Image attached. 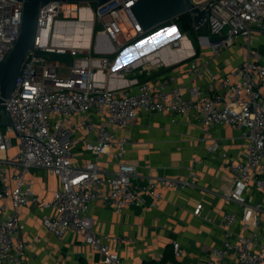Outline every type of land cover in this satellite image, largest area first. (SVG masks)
<instances>
[{
    "label": "built area",
    "instance_id": "built-area-1",
    "mask_svg": "<svg viewBox=\"0 0 264 264\" xmlns=\"http://www.w3.org/2000/svg\"><path fill=\"white\" fill-rule=\"evenodd\" d=\"M138 1L110 0L95 10L90 3L83 7L80 2L54 1L39 10L33 49L6 101L12 125L0 127V264L25 263L28 244L22 234L21 210L29 204L52 210L43 214L42 224L58 240L68 232L82 236L101 256L93 264H122L119 253L107 243L112 238L95 230L90 215L93 204L103 203L118 214L127 208L154 210L163 199L162 188L185 190L198 185L194 172L175 177L150 175L138 182L137 166L125 161L132 142L118 132L127 130L141 112L170 116L174 124L194 112L200 115L205 136L218 126H230L239 133L245 142L243 157L230 161L231 185L221 195L241 207L247 232L233 230L237 213L225 214L221 246L211 249L214 260L208 264H264V220L260 217L264 218V200L250 203L246 197L250 188L264 192V62L251 47L255 33L264 36V0H192L200 10L209 12L202 26L208 25L213 37H224L212 43L207 36L198 35L213 58L239 42L245 43L247 56L226 75L214 72L212 60L192 59L183 86L174 85L175 76L124 79L140 68L128 66L132 59L124 62L127 51L153 38L180 48L186 39L176 24L145 32L131 8ZM22 22L23 2L0 0V62L18 41ZM91 22L102 28L94 35L93 49L102 58L90 47L68 46L63 35L57 37L59 26ZM191 25L195 32L200 28ZM52 53L68 55L71 61L54 60ZM62 68L66 74L60 73ZM112 78L118 86L126 83L125 87L106 83ZM133 87L135 91L130 90ZM118 89L123 90L121 94ZM102 110L107 113L106 124H98L94 117ZM80 133L91 156L84 164L76 161L74 153ZM218 148L216 142L209 149ZM105 155L112 156L115 169L102 165ZM221 156L228 158L226 153ZM199 163L195 161V165ZM34 169L59 180L60 187L50 200L42 201L35 193L30 173ZM203 210V204H198L194 215L201 217ZM112 240L120 246L131 241ZM173 248L175 256L182 257L179 241L173 242Z\"/></svg>",
    "mask_w": 264,
    "mask_h": 264
},
{
    "label": "crops",
    "instance_id": "crops-1",
    "mask_svg": "<svg viewBox=\"0 0 264 264\" xmlns=\"http://www.w3.org/2000/svg\"><path fill=\"white\" fill-rule=\"evenodd\" d=\"M157 39L161 42L158 50L150 52L143 48ZM167 45L161 38H153L127 52L124 62L144 56L145 60L139 62V69L124 79L148 81L175 76L177 81L174 85L183 86L188 80L185 72L192 59L199 62L212 60L214 72L226 75L247 56L244 42L236 43L215 58L210 49L200 43L194 48L187 36L180 48ZM262 45L264 36L255 33L251 47L259 54ZM260 58L264 62V58ZM108 82L116 88L126 85L118 86L115 78L106 80ZM130 90L135 91V87ZM122 91L118 89L117 93L121 94ZM94 117L98 124H106L107 113L104 110L96 112ZM118 135L126 136L132 142L125 154V161L137 166L138 182L145 181L144 177L150 175L175 177L187 176L192 172L198 178L196 187L185 190L162 188L163 199L154 210L127 208L118 214L103 203L93 204L90 215L99 234L112 239H131L122 246L112 239L107 241L111 249L119 253L122 264H208L214 260L211 249L221 246V223L227 213L235 212L239 217L233 227L235 232H247L241 219V207L226 201L221 195L231 185L230 161L241 160L244 153L245 142L235 129L218 126L212 128L209 136H205L197 113L190 112L174 124L170 116L141 112L131 126L119 131ZM83 137V133L77 135L78 142L74 147L76 161L80 164L91 160L90 154L85 151ZM216 142L219 144L218 150H210V146ZM222 153H226L228 158L222 157ZM195 161L200 163L195 165ZM101 163L109 169L116 168L112 156H103ZM30 173L39 199L50 200L52 193L60 187L59 180L44 170L34 169ZM246 197L250 203L262 202L264 192L250 188ZM198 204L204 206L201 217L194 215ZM8 205L12 212L11 204ZM51 212L30 204L21 210L22 234L28 244L24 264H93L101 259L100 254L95 253L83 237L74 232H68L62 240H58L42 224L43 214ZM207 216L212 219L211 222L206 220ZM260 217L264 220L263 216ZM261 226L264 228V222ZM174 241H179L183 250L180 258L174 254Z\"/></svg>",
    "mask_w": 264,
    "mask_h": 264
},
{
    "label": "water",
    "instance_id": "water-1",
    "mask_svg": "<svg viewBox=\"0 0 264 264\" xmlns=\"http://www.w3.org/2000/svg\"><path fill=\"white\" fill-rule=\"evenodd\" d=\"M23 2V22L21 34L14 48L0 62V127L12 125L10 113L6 106L15 90L17 79L21 68L29 51L33 49L35 34L38 23L39 10L50 2H96L97 6L103 5L110 0H19ZM132 10L141 24L143 30L147 33L154 31L164 23L178 19L182 15L191 17L190 22L195 26H200L197 30L199 36H207L212 43L224 39V37H213L209 32L208 25L202 26L204 19L208 20L209 12L202 11L196 7L192 0H139L132 7ZM92 26V22L90 24ZM174 30L177 31L175 28ZM178 35V33H176ZM68 46L72 44L67 43ZM39 56L42 54L39 53ZM50 57L54 60L70 62L68 55L52 53Z\"/></svg>",
    "mask_w": 264,
    "mask_h": 264
},
{
    "label": "rangeland",
    "instance_id": "rangeland-1",
    "mask_svg": "<svg viewBox=\"0 0 264 264\" xmlns=\"http://www.w3.org/2000/svg\"><path fill=\"white\" fill-rule=\"evenodd\" d=\"M90 4H91V8L93 10H95L96 7H97V3L96 2H92ZM81 5L83 7H89L88 3H84L83 2V3H81ZM175 20L176 19L170 21V25L169 26L176 24L177 27H178L177 28L178 32L181 34V37L186 35L188 40L193 44V47L195 48V46H197L198 43H199L197 32H195V31L185 32L184 30H182V28L178 25V23ZM91 28H92V30H91ZM100 30H102V28L97 23L94 24L92 27H91V25L89 23H86V24H83V25H80V24H77V23H72V24H68L65 27H60L59 26L58 29H57V37L59 35H63L64 36L63 40L66 43H70V44L76 45V46H85L87 48L90 47L92 52H93V49L95 48V46H94V38H95V36L94 35ZM160 44H161L160 40L158 41V39H157L152 44L146 45L143 48L146 51L154 52V51H156V50H158L160 48ZM185 48H186L185 50L187 52V49H188L187 46ZM259 50H260L259 51L260 52L259 53L260 56L264 58V45L260 46ZM93 54L97 58L104 57V56H102L101 54H98L95 51L93 52ZM108 57H110V56H108ZM60 73L61 74H66L65 68H62L60 70Z\"/></svg>",
    "mask_w": 264,
    "mask_h": 264
},
{
    "label": "trees",
    "instance_id": "trees-1",
    "mask_svg": "<svg viewBox=\"0 0 264 264\" xmlns=\"http://www.w3.org/2000/svg\"><path fill=\"white\" fill-rule=\"evenodd\" d=\"M178 25L182 28V30H184L185 32H191L194 31L191 23H190V17L188 15H182L180 16L178 19L175 20ZM170 25V21L164 23L162 26H159L158 28H156L154 31H152L151 33L157 31V29H159L160 27H164Z\"/></svg>",
    "mask_w": 264,
    "mask_h": 264
},
{
    "label": "bare ground",
    "instance_id": "bare-ground-1",
    "mask_svg": "<svg viewBox=\"0 0 264 264\" xmlns=\"http://www.w3.org/2000/svg\"><path fill=\"white\" fill-rule=\"evenodd\" d=\"M150 34H151V33H150ZM150 34H148V35H150ZM155 39H156V38H155ZM159 39H160V38H159ZM178 40H179V39H178ZM178 40H177V41H178ZM177 41H176V42H177ZM133 44H135V43H133ZM133 44H132V45H133ZM169 45H170V44H169ZM128 46H130V45H128ZM136 48H137V47H136ZM132 50H133V49H132ZM130 51H131V50H130ZM127 52H129V51H127ZM127 52H126V53H127ZM126 53H125V54H126ZM132 60H133V61H132ZM132 60L129 61V62H131V61H132V62H131L128 66H137V65H139V62H140V61L145 60V56H144V58H143V57L140 58V59H135V58H134V59H132Z\"/></svg>",
    "mask_w": 264,
    "mask_h": 264
}]
</instances>
